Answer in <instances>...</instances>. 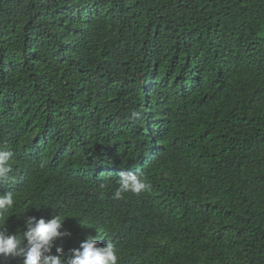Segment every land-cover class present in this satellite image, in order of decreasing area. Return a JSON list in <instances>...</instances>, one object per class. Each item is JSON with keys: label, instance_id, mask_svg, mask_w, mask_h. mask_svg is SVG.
I'll return each mask as SVG.
<instances>
[{"label": "trees", "instance_id": "1", "mask_svg": "<svg viewBox=\"0 0 264 264\" xmlns=\"http://www.w3.org/2000/svg\"><path fill=\"white\" fill-rule=\"evenodd\" d=\"M0 149L9 233L63 215L67 257L110 217L129 264H264V0H0Z\"/></svg>", "mask_w": 264, "mask_h": 264}, {"label": "clouds", "instance_id": "2", "mask_svg": "<svg viewBox=\"0 0 264 264\" xmlns=\"http://www.w3.org/2000/svg\"><path fill=\"white\" fill-rule=\"evenodd\" d=\"M12 155L11 151L0 149V185L12 182ZM107 167L111 169L113 166L109 164ZM118 183L115 199H123L125 193L140 194L151 187L146 178L135 172H121ZM16 203L17 197L12 191L0 192V264H9L17 257L22 258V264H129L113 240L119 229L110 224V217L98 219L91 230L83 232L66 257L63 245L56 243L71 236V232L64 228L65 217L28 216L22 231L9 233L5 226Z\"/></svg>", "mask_w": 264, "mask_h": 264}, {"label": "rangeland", "instance_id": "3", "mask_svg": "<svg viewBox=\"0 0 264 264\" xmlns=\"http://www.w3.org/2000/svg\"><path fill=\"white\" fill-rule=\"evenodd\" d=\"M150 85V84H149Z\"/></svg>", "mask_w": 264, "mask_h": 264}]
</instances>
